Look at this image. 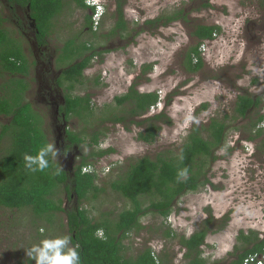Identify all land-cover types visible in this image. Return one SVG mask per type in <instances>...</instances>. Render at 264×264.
Returning <instances> with one entry per match:
<instances>
[{
	"label": "rangeland",
	"instance_id": "1",
	"mask_svg": "<svg viewBox=\"0 0 264 264\" xmlns=\"http://www.w3.org/2000/svg\"><path fill=\"white\" fill-rule=\"evenodd\" d=\"M97 1L105 11L97 29L98 35H107L117 21L113 15L116 0ZM14 9L15 16L7 0H0V18L5 19L3 27L20 42L28 59L29 73L25 80L29 88L24 94V102L31 103L43 118L50 143L56 144L58 135L54 128L55 107L62 106L70 92L79 96L90 94L94 106L102 109L114 104L115 97L127 93L129 87L137 83L140 92L156 91L160 95L159 104L149 115L166 112L172 120L171 125L163 126L157 140L151 144L138 140L142 128L133 125L127 131L123 125H108L109 131L100 148H113L114 152L99 160H91L93 164L87 167L91 173L98 174L96 184L104 192H100L97 198L90 194L89 199L80 205L94 218H99L104 212L118 215L132 208V203L113 191L110 184L122 177L135 160L155 158L168 151L177 154L193 126L207 125L212 118L232 116L234 103L240 94H260L264 98V5L260 0H127L124 14L131 35L125 33L121 37L114 34L96 39L86 29V12L68 4L54 20L48 39L47 60L51 62L50 65L47 63L50 74L48 86L53 90L54 106L45 105L41 98L45 82H41L39 73L43 61L34 55V33L25 28L29 11L19 6H14ZM178 11H184L186 21L155 29L146 25L148 20ZM197 25L220 26L221 33L200 47L203 68L197 73H189L183 62L187 51L197 44L191 36ZM70 39L89 40L103 52L94 58L91 67L84 72L83 82L76 84L73 91L67 90L69 83L65 82L60 88L49 83L75 61L59 62L60 54L64 53L61 49ZM147 64H152L153 70L143 74L142 67ZM10 77L0 68V96L4 95L3 84ZM203 104L208 105L205 111L199 110ZM258 111L264 117V102ZM8 121L9 118L0 116V126ZM229 125L226 147L216 152L218 159L212 163L208 173L210 184L176 200L168 218L148 210L140 219L143 229L124 239L126 257L136 256L149 246L158 257L160 255L171 264H186V251L178 239H167L164 233L170 228L178 236L189 238L205 227L210 215L213 222L208 227L216 232H209L202 246L206 264L230 262L240 231L248 233L254 230L260 233L261 238L264 237V135L255 143L261 145L258 149L254 143H245L235 130L240 126L237 121L229 120ZM94 127L92 124L91 128ZM261 127L264 129V121ZM83 128L87 126L75 118L63 127L76 132ZM62 138L63 135L59 138V146L56 144L61 150L64 147ZM238 139L243 144L240 147L235 145ZM8 147L7 139L0 142V157ZM89 151L76 146L71 149V156L78 163L89 159ZM60 161L61 158L56 162ZM58 197L67 210L77 205L76 199H68L63 188L59 190ZM139 200L143 208H149V197L142 196ZM226 216L229 220L221 229ZM66 224V213L63 212L55 214L54 224H50L47 219L35 218L30 210L0 207V264H35L34 260L27 258L25 249L39 244L41 235L45 236L42 240L70 235Z\"/></svg>",
	"mask_w": 264,
	"mask_h": 264
},
{
	"label": "trees",
	"instance_id": "2",
	"mask_svg": "<svg viewBox=\"0 0 264 264\" xmlns=\"http://www.w3.org/2000/svg\"><path fill=\"white\" fill-rule=\"evenodd\" d=\"M127 0H116L114 17L117 19L114 27L107 35L99 36V30L94 31L92 13L94 8L88 6L85 0H7L10 9L14 6L29 8V16L35 22L39 43L50 35L54 20L60 16L68 4L86 12L85 23L93 39L109 37L119 34L124 37L128 33V22L125 19L124 6ZM264 5V0H260ZM186 21L184 11L163 15L154 20H148L146 25L155 29L159 26H168L176 21ZM5 19L0 18V68L10 74V80L3 84V96H0V116L9 118V121L0 126V142L7 139L9 147L0 157V207L11 210H30L37 219H47L54 224V216L66 213L68 232L72 237V244H79L82 264H171L163 260L160 255L149 246L143 248L136 256L124 255V239L133 232L143 229L140 219L152 210L168 218L173 211L175 201L186 193L199 191L210 184L208 173L212 163L218 158L216 152L223 146L225 129L229 126L227 120L233 122L245 118L247 112L254 108L256 116L253 129L256 133L250 137L255 140L264 135L261 127L263 115H259L264 99L253 100L248 96H239L235 108V115L225 119L212 118L207 125L193 126L191 133L177 154L163 152L155 158L143 157L135 160L126 169L124 175L111 182L110 187L123 198L132 203V208L120 212L118 215L104 212L99 218L92 217L89 212L80 207L81 203L93 194L97 198L104 189L96 184V172L83 173V168L91 166V160H99L114 152L113 148L101 149L102 140L107 136L109 126L123 125L130 131L133 125L142 128L138 133V140L147 144L154 143L163 126L171 125L172 120L166 112L149 115L151 110L160 102L158 92H140L137 83L131 85L127 93L114 98V104L106 105L102 109L94 106L90 94L84 96H66L65 103L60 106L65 121L75 118L83 122L87 128L81 131H67L66 139L74 146L88 148L89 154L77 167L73 174L64 170L59 176H54L56 161L50 163L49 169L44 172L32 173L24 166V154L35 155L39 148L50 143L45 131L43 118L36 112L30 103L24 102V94L29 88L25 78L28 76V59L19 41L14 39L11 32L3 27ZM102 23V22H101ZM221 33L220 26L197 25L191 36L197 40L186 53L183 67L189 73H197L203 68L201 46L207 41H213ZM59 62L65 63L75 60L62 73L59 85L69 83L67 90L73 91L76 84L84 80V72L91 67L95 57L101 56L93 42L68 40L61 49ZM61 60V61H60ZM67 60V61H65ZM153 70L152 64L142 67V73ZM203 104L199 110H207ZM253 117L249 116V119ZM92 124L95 126L91 128ZM253 130V131H254ZM206 134V135H205ZM262 149L264 150V142ZM184 159L181 160L180 157ZM189 169L186 180L177 181L179 169ZM63 188L69 200L76 199L77 205L72 210L64 208V202L58 197ZM151 199L149 208H143L140 197ZM228 216L221 225L223 229ZM213 218L205 221V227L189 238L178 236L172 229L165 231L167 239H178L180 246L185 249L186 264H206L202 257V246L209 232L215 233L208 226ZM97 230H103V236H97ZM44 235L40 236L39 242ZM39 237H36L38 239ZM237 244L231 253L232 260L228 264H243L244 259L251 254L264 253V238L260 233L250 230L248 233L240 231ZM33 261V260H32ZM32 264V262H29Z\"/></svg>",
	"mask_w": 264,
	"mask_h": 264
},
{
	"label": "clouds",
	"instance_id": "3",
	"mask_svg": "<svg viewBox=\"0 0 264 264\" xmlns=\"http://www.w3.org/2000/svg\"><path fill=\"white\" fill-rule=\"evenodd\" d=\"M196 123L198 124L199 121H196ZM67 155L68 153L65 150L62 151L56 144L48 143L39 148L35 155L25 153L23 157L24 166L32 173L44 172L46 169H49L51 162L60 160L61 156L66 159ZM180 159L183 160L184 157L181 156ZM64 170L65 168L61 164L55 168L52 174L59 176ZM83 171L86 173L89 169L85 168ZM188 174L189 169L187 167L179 169L177 172V181L186 180ZM41 232H43V229H41ZM96 235L105 240L107 239L103 236V230H97ZM79 248V244H72L71 235H64L45 238L39 244H34L26 248L25 253L28 259L35 261V264H82Z\"/></svg>",
	"mask_w": 264,
	"mask_h": 264
},
{
	"label": "flooded vegetation",
	"instance_id": "4",
	"mask_svg": "<svg viewBox=\"0 0 264 264\" xmlns=\"http://www.w3.org/2000/svg\"><path fill=\"white\" fill-rule=\"evenodd\" d=\"M29 11V9H28ZM13 16H15V9L12 8L11 10ZM28 20H26V24L28 25H25V28L29 29L32 31V33H34V40H35V56L38 57V59H42V63L41 64V69H40V73H39V76H40V80L41 82H45V85L42 86L43 90H44V93H42V100L44 101V104L45 105H51V106H54V100H53V93H52V87L51 86H48V79L50 77V74L48 73L49 69H48V64L49 65L51 64V62H48L47 58L49 57V44H48V39L49 37L51 36V33L53 31H51L50 35L47 36L45 39H44V42L43 43H39L38 39H37V35H38V31H37V28H36V25H35V22L30 18V16L28 15ZM34 23V24H33ZM54 28V27H53ZM86 29L89 31V27H86ZM95 31V30H94ZM90 33V32H89ZM38 61L35 60V63H37ZM68 62V61H67ZM40 66V65H39ZM62 73H63V70L61 72V76H62ZM61 76L59 77H53V81L52 82H49V83H52V84H55L56 87L60 88L61 86L59 85V80L61 78ZM239 96H248L250 97L251 99H253L254 101L257 100L258 98H262L264 99L260 94L258 95H250V94H247V93H243V94H240ZM239 96H237L236 98V101H235V105H236V102L239 98ZM65 103V102H64ZM63 103V104H64ZM31 104V103H30ZM60 107L56 105L55 107V121H54V128L56 129L58 135H57V139H56V144L59 146V138L61 137V135H63V138H62V144H63V150L66 151V153H68L67 155V160L62 156L61 157V161L60 163H58V165H63L65 170L69 173V174H73V172L77 169V167L82 163V161H79L78 163L75 161V159L73 158V156H71V149H74L76 148V146L72 145L70 141H68L66 139V136H67V129H63V127H65V125L67 124V122L65 121V118H64V114L59 110ZM254 108H251L248 112H247V115L245 116V118H239L237 120V123L238 125H240L239 127H237L235 130L238 131L240 133V135H242L243 137V140L245 143H256V141L259 139H255V140H251L250 137L253 136V133L255 134L256 131L253 129V122L255 121L254 119H256L258 116H256V111H253ZM235 115V113L233 112V115L229 116V118H232L233 116ZM249 116L253 117L252 119H249ZM222 119H225V117H223ZM231 120V119H229ZM229 120H227V123L229 125ZM210 121V120H209ZM230 125L224 130L225 133H224V143H223V146L221 148H219V150H222L226 147V142H227V134L228 132L230 131ZM254 130V131H253ZM261 138V137H260ZM261 142V141H260ZM264 142V140H263ZM235 145L237 147H240L242 146L243 144L241 142H239V139L237 140V143H235ZM255 146L259 149L261 147V145H257L255 144ZM262 146H263V143H262ZM235 148V146L233 147V149ZM230 151H231V148H229ZM62 150V151H63ZM229 153V152H228ZM87 167H84L83 169H85ZM83 173H85L83 171ZM229 263V262H228ZM227 263V264H228Z\"/></svg>",
	"mask_w": 264,
	"mask_h": 264
},
{
	"label": "built area",
	"instance_id": "5",
	"mask_svg": "<svg viewBox=\"0 0 264 264\" xmlns=\"http://www.w3.org/2000/svg\"><path fill=\"white\" fill-rule=\"evenodd\" d=\"M85 3L88 6L94 8V12L92 13V21H93V29L96 31L99 28L98 26H100L101 24V21H102L104 12H105L104 7L97 0H85ZM86 173H90V171ZM155 255L157 257L156 252H155ZM243 264H264V253L262 254L256 253V254L248 255L244 259Z\"/></svg>",
	"mask_w": 264,
	"mask_h": 264
},
{
	"label": "water",
	"instance_id": "6",
	"mask_svg": "<svg viewBox=\"0 0 264 264\" xmlns=\"http://www.w3.org/2000/svg\"><path fill=\"white\" fill-rule=\"evenodd\" d=\"M29 9V8H28ZM34 24V23H33ZM64 102H65V100H64Z\"/></svg>",
	"mask_w": 264,
	"mask_h": 264
},
{
	"label": "crops",
	"instance_id": "7",
	"mask_svg": "<svg viewBox=\"0 0 264 264\" xmlns=\"http://www.w3.org/2000/svg\"><path fill=\"white\" fill-rule=\"evenodd\" d=\"M264 238V237H263Z\"/></svg>",
	"mask_w": 264,
	"mask_h": 264
}]
</instances>
